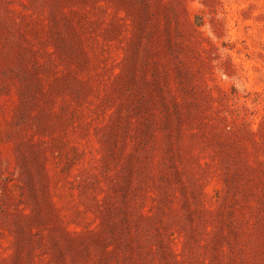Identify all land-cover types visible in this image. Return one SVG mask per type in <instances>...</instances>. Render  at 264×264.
<instances>
[{
    "label": "rangeland",
    "instance_id": "1",
    "mask_svg": "<svg viewBox=\"0 0 264 264\" xmlns=\"http://www.w3.org/2000/svg\"><path fill=\"white\" fill-rule=\"evenodd\" d=\"M0 264H264V0H0Z\"/></svg>",
    "mask_w": 264,
    "mask_h": 264
}]
</instances>
